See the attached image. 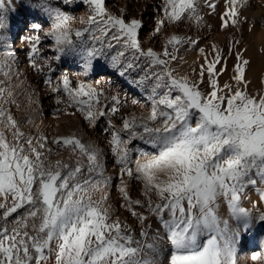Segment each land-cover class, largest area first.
I'll use <instances>...</instances> for the list:
<instances>
[{"label": "snow or ice", "instance_id": "obj_1", "mask_svg": "<svg viewBox=\"0 0 264 264\" xmlns=\"http://www.w3.org/2000/svg\"><path fill=\"white\" fill-rule=\"evenodd\" d=\"M56 2L82 3L89 15L80 20L81 27L74 28L75 18L53 7L52 0H36L31 5L50 18L44 38L51 40L50 50L55 53L42 55L39 34L27 38V59L34 71L43 73L48 68L50 73L51 60L69 56L82 60L87 75L94 60L118 47L110 65L121 77L130 70L144 72L134 83L148 88V114L123 116L119 128L109 121L110 150L121 177L117 186L123 200L120 207L137 220L140 230L137 235L126 220L122 223L109 203L105 189L111 178L103 175V153L94 144L84 143L74 133L49 141L43 134L33 136L21 130L8 107H19L9 84L16 58L5 35L15 8L13 0H0V264H160L161 238L159 233L150 235L149 217L165 230L170 246L167 264H238L241 228L247 231L254 222H264V212L255 202L251 209L241 206L247 186L257 184L253 176L264 183V93L253 95L247 90L250 62L241 51L233 52L240 41L230 40L228 49L236 61L230 77L235 87L221 85L226 60L216 45H212V59L204 56L199 72L194 70L195 78L178 75L170 65L180 58L185 45L196 48L198 39L173 34L166 38L162 51L145 49L138 39L142 20L126 19L124 10L119 15L110 13L106 0ZM246 3L225 0L222 30L247 22L240 14ZM201 7V0H161L158 11L163 15L154 31L159 34L166 22L184 19L199 25ZM203 7L215 12L217 4L203 0ZM32 28L36 31L41 26ZM199 53L204 55V49ZM38 60L45 63L38 64ZM222 62L225 67L218 68ZM44 82L51 86V77L46 76ZM51 90L63 92L67 106L75 107L93 126L100 118L121 111L118 96L110 98L109 107L102 89L84 81L73 84L67 74ZM56 102L65 101L58 96ZM29 103H33L31 97ZM137 141L142 146L137 147ZM50 144L56 146L55 153ZM65 149L70 158L78 157L74 164L50 159ZM125 176L142 185L143 199L131 197ZM95 192L103 194L93 199ZM258 195L264 203V191ZM221 198L237 223L235 230L218 214ZM260 258L252 255L253 260Z\"/></svg>", "mask_w": 264, "mask_h": 264}, {"label": "rangeland", "instance_id": "obj_2", "mask_svg": "<svg viewBox=\"0 0 264 264\" xmlns=\"http://www.w3.org/2000/svg\"><path fill=\"white\" fill-rule=\"evenodd\" d=\"M52 2L53 7H60L66 13L75 18L73 21L74 28L81 27L80 20L82 18L86 19L89 15L87 6L83 5L82 3H74L72 5L65 6L62 3H57L56 0H52ZM252 2L254 5L251 4ZM35 3L36 0H13V7L15 8V11L11 12L9 15V27L6 29L5 35L7 37V42L10 46V49L12 52H14L16 58L15 63L13 64L12 76L9 84L12 90L16 93L15 99L19 104V107H16L15 105H9L8 107L10 108L14 118L20 123L21 130L25 133L27 132V134H31L33 136H39L43 134L48 137L49 141H51L56 136H68L74 133L77 137L81 138L84 143L94 144L103 153V175L105 177L111 178L110 185L105 189V192L109 194V203L115 210L116 215L119 216L121 222L123 223L126 220L135 229L138 235L140 230L139 223L134 217L130 215L128 211L120 207V205L123 203V200L121 199V195L117 190V186L120 184L121 177L119 166L115 164V158L110 150L109 141L111 140V130L109 129V121H111V123L115 125L116 128H119L121 126L123 116L132 114L137 116L147 115L150 110V102L147 99L149 95L148 88L145 86H137V84L134 83V81H139L140 77L144 75V72L141 69L130 70L125 74V77L123 76L121 78L118 70L112 68L110 65L111 56L115 55L116 52L120 50L118 47L111 51L106 50L104 56L98 57L96 60H94L93 67L87 73V75L84 74L82 60L79 57L69 56L62 57L60 61L51 60L50 65L53 71L50 73L48 68H45L43 73L34 71L29 66V61L27 59V51L29 48V41L27 38L39 34L43 39L41 44L42 55L44 57H53L55 55V53L50 50L53 47L51 40L44 38V33L50 29L51 20L47 15L34 10L31 5ZM160 4L161 0H106V7L110 13L119 15L120 10H124L126 19L137 18L142 20L143 27L141 30H139L138 39L142 47L145 49L153 48L157 52L162 51L166 38L173 34L186 38L191 37L192 39H198L199 43L196 48L190 50L185 45L184 48H181L184 50L180 49L179 51L178 55L180 58L170 65L172 68L176 69L178 75L187 74L189 77L195 78L194 70L196 73L197 71L199 72L200 66L195 68L196 64H194V59L199 57L198 59L200 60L204 59V56H207V54L210 55L208 50H212V45H215V43L212 41L208 42L212 38L213 30L207 32V30L198 28L193 21H188V19H185L175 24L166 22V26L159 34H157L154 31L156 27V20L158 17L163 15L162 12L158 11ZM243 7L244 11L246 10L244 15L247 19V22H244L243 24H245L247 28L243 34L245 36H243V44L241 43L238 47L241 49L244 59L248 61L253 59L256 61V58H259L255 62L257 65L255 66L258 69L261 65H263L262 63H264V58L260 56V51L263 49L264 45V41L260 42V40H264V27H262L264 26V0H247V4ZM249 9L251 11H249ZM255 10H258V12H254ZM245 16L243 18H245ZM253 16L254 19L252 18ZM255 17L258 18L256 19ZM34 24H39L41 28L34 31L32 28V25ZM250 27L252 28L251 31H247ZM248 33H251V35ZM257 38L258 40H256ZM254 41L256 48L249 49V47L254 44ZM253 47L254 45L251 46V48ZM200 48L205 49L204 55L199 53ZM245 49L247 53L250 51L253 53V55L255 54V57L253 58V56L248 53V55L252 58H247L248 55H246V51H244ZM252 50H257V52ZM192 51L194 52L192 53ZM185 53L188 55L186 56ZM189 55H192L191 58ZM260 59L263 61L262 63H260ZM189 62L191 63L189 64ZM37 63L44 64L45 61L38 60ZM181 64L184 66H181ZM178 65H180V67ZM248 65V69L246 68V71L248 70L247 72L250 71ZM233 66L231 68L229 67L230 70H227V74L231 72L229 75H227L226 72V75H221L224 77L223 82L220 83L221 85L227 82L232 83L233 87H235L234 81L230 80L231 75H233ZM184 67L187 68L185 69ZM256 67L253 68V70H256ZM263 67L264 66H261L262 69L260 68L256 70L254 74V77L257 78L256 80H258V78L261 76L259 74L260 70L264 71ZM62 74H67L73 81V84L79 81H84L97 89H102L105 95L109 98V107L111 106L110 98L112 96H118L121 101V111L115 116L109 115L100 118L95 123V126L89 124L84 119V116L79 111H77L75 107L67 106L66 97L63 95V92H52V87L58 84ZM46 76L51 77V86L44 82ZM221 76L220 78H222ZM246 78H248V75ZM0 79H3V77L0 76ZM256 80V84L260 83L258 82L260 80L257 82ZM262 81L264 82V79ZM263 82L260 84L262 85ZM148 84L150 85L151 82H148ZM260 84H258V86ZM17 85H19V87H17ZM202 87L206 88V84ZM135 88L139 90H136ZM263 90L264 87L262 91ZM58 96L65 102L57 104L56 100ZM29 97H31V100L33 101L31 104L29 103ZM101 99L103 100V97ZM35 123H39V127L33 128ZM49 146L53 148L55 153L56 146L51 144ZM136 146H142L141 142L137 141ZM50 159L52 161L63 159L68 163L74 164L78 157L72 156L70 158L69 151L65 149L60 150L59 154H53ZM79 159H81L85 164L87 163L86 158L79 157ZM85 175H87L86 169ZM253 178L257 179V184L247 186L246 195L241 200V206L251 209L253 202H255L259 210L264 212V203H260L258 195L259 192L264 191V183H260L259 178L255 175ZM95 179H100V177L97 176ZM124 180L128 182L131 197L133 199H143V196L141 195L143 190L142 185L135 180H129L127 176L124 177ZM102 194V192L93 193V199H99ZM137 210L142 211L141 209ZM226 212L228 215H230L226 202L223 200V198H221L218 203V214L221 219L224 218ZM253 215L255 216L257 213L254 211ZM146 223L151 225L150 235L155 236L157 233H159L161 239L159 241L160 251L158 260L160 264H167V258L170 255V246L167 243L165 230L155 220L154 217H149ZM234 223L236 229L237 223L236 221H234ZM255 223H258L261 228L257 235L258 239L255 238V243L252 244L253 246L250 245L251 239L247 231L243 232V235L237 240L238 264H264V239H261V237L264 238V222ZM203 239H206V237L201 238L202 241ZM253 254H258L261 258L253 260Z\"/></svg>", "mask_w": 264, "mask_h": 264}, {"label": "bare ground", "instance_id": "obj_3", "mask_svg": "<svg viewBox=\"0 0 264 264\" xmlns=\"http://www.w3.org/2000/svg\"><path fill=\"white\" fill-rule=\"evenodd\" d=\"M254 1V0H253ZM215 2H216V4H217V7H216V9H215V12H210V10L208 9V8H206V7H203V0H201V5H202V7H201V15L203 16V21L199 24V25H197L196 24V22H194V24L198 27V28H200V29H204V30H207V32L208 31H211V30H213V35H212V38L208 41V42H214L215 43V45L217 44L218 45V48H220L221 50H222V55L225 57V60H226V69L228 70L229 69V67L231 68L234 64H235V56H234V54L233 55H229V51H228V49H229V42H230V40H239L240 41V44L242 43V41H243V38L245 37L243 34H244V32L246 31V26H245V24H243L244 22H243V20H242V22L238 25V26H236V27H233V26H231V25H229L228 27H226V28H224L223 30L221 29V19H220V17H221V14L224 12V10H225V0H215ZM257 2V1H256ZM259 2H261V1H259ZM247 4V3H246ZM245 4V5H246ZM251 4H253V2L251 3ZM250 4V5H251ZM256 4V3H255ZM262 4V3H261ZM249 5V4H248ZM254 5V4H253ZM238 7H239V5H238ZM260 7H262V6H260ZM260 7H258V8H260ZM256 8V7H255ZM264 8V7H263ZM261 10V9H260ZM246 11V10H245ZM244 11V7H243V9H242V7L240 8V14H241V17L243 18L245 15V12ZM249 11H251L250 9H249ZM258 12V10H255L254 12ZM253 12V11H252ZM246 13H248V12H246ZM260 13V12H259ZM250 14V13H249ZM252 14V13H251ZM256 14V13H255ZM254 14V15H255ZM250 16V15H249ZM245 18H246V16H245ZM253 19H254V16L252 17ZM256 18V17H255ZM258 18V17H257ZM256 18V19H257ZM250 19V18H249ZM252 19V20H253ZM255 19V20H256ZM263 19V18H262ZM262 19H260V20H262ZM185 20V19H184ZM189 21V20H188ZM187 21V22H188ZM258 22V21H257ZM249 23V22H248ZM253 23V22H252ZM191 24V23H190ZM254 24V23H253ZM257 24V23H256ZM255 25V24H254ZM253 25V26H254ZM256 26V25H255ZM254 26V27H255ZM195 27V26H194ZM261 27V26H260ZM262 27H264V26H262ZM194 29V28H193ZM252 29V28H251ZM247 31H249V30H247ZM256 31H257V29H256ZM263 31V30H262ZM195 32H196V29H195ZM198 33V32H197ZM252 33V32H251ZM251 33H248V34H250L251 35ZM199 34V33H198ZM201 34V33H200ZM211 35V34H210ZM258 35V34H257ZM244 36V37H243ZM259 36V35H258ZM208 38H209V36H208ZM261 38V37H260ZM207 40V39H206ZM248 40V39H247ZM256 40H258V38L256 39ZM255 40V41H256ZM255 41H254V44H252V45H254V47L253 48H251V46L249 47V49H254V48H256V46H255ZM263 42L264 40L262 39V40H260V42ZM240 44L239 45H237L236 46V48L235 49H233V52H235V51H241V49H239V47L238 46H240ZM243 44V43H242ZM210 45H211V43H210ZM216 45V46H217ZM259 45V44H258ZM199 46H201V45H199ZM204 46V45H203ZM208 46V45H207ZM202 47V46H201ZM184 48V47H183ZM204 48V47H203ZM212 48V47H211ZM209 49V48H208ZM181 50H184V49H181ZM191 50V49H190ZM205 50V49H204ZM206 51H207V49H206ZM252 51H255V52H257V50H252ZM194 51H192V53H193ZM208 52L210 53V55L209 54H207V57H208V59L209 60H211L212 59V50H208ZM248 53L251 55V56H253V58L255 57L254 55H253V53L252 52H250V51H248ZM248 53H247V51H246V55H248ZM259 53V52H258ZM258 53H257V55H258ZM186 54V53H185ZM185 54H184V56H185ZM197 54V53H196ZM260 56L261 57H263L264 58V45H263V49H261V51H260ZM188 54H186V56H187ZM198 55H200V54H198ZM245 55V56H246ZM190 56V58H191V56L192 55H189ZM249 56V55H248ZM247 56V58H252V57H248ZM194 57V56H193ZM196 57V56H195ZM201 57H203V56H201ZM243 57H244V55H243ZM257 57V56H256ZM260 57V58H261ZM182 58H183V56H182ZM186 58V57H185ZM199 57H197V58H195L194 59V64H196V66H195V68L197 67V66H200L201 64H203L204 63V59H198ZM257 59H259L258 57L256 58V61H257ZM262 59V58H261ZM260 59V60H261ZM190 60V59H189ZM256 61H254L253 59L251 60V61H249L250 63H249V72H247L246 71V77H247V75H248V78H246L247 79V81H249L250 83H249V85H248V91L251 93V94H253V95H257V94H260V93H263L264 92V90L262 91V89H263V87H264V82L262 81L263 79H264V71H262V70H260V72H259V74L261 75L260 76V78H258V80H260V81H258V80H256L257 78H255L254 77V74H255V72H256V70H258V69H260L261 68V66H264V63H262L263 61L261 60L260 61V63H262L263 65H261L260 66V63H259V68L257 69V65L255 64V62ZM176 62V61H175ZM191 62H189V64H190ZM193 64V65H194ZM175 65V64H174ZM188 65V64H187ZM256 65V66H255ZM179 67H180V65H178ZM181 66H184V65H182L181 64ZM188 67V66H187ZM186 67V68H187ZM218 68H220V67H225V64L222 62L220 65H218L217 66ZM256 67V70L254 71L253 70V68H255ZM178 68V67H177ZM185 68V67H184ZM183 68V69H184ZM185 68V69H186ZM184 69V70H185ZM189 69V68H188ZM198 69V68H197ZM199 69H200V67H199ZM247 69H248V67H247ZM262 69V68H261ZM263 69H264V67H263ZM110 70V69H109ZM230 70V69H229ZM182 71V70H181ZM187 71V70H186ZM193 71V70H192ZM117 72V71H116ZM263 72V73H262ZM118 73V72H117ZM185 73V72H184ZM188 73V72H187ZM197 73H198V71H197ZM231 72H229V74H230ZM248 73V74H247ZM183 74V73H182ZM226 74H227V71H226ZM225 73H224V75H226ZM229 74H227V75H229ZM223 75V74H222ZM232 76V75H231ZM125 77V76H124ZM222 77V76H221ZM227 77V76H226ZM258 77V76H257ZM122 78V77H121ZM255 78V79H254ZM223 80H224V77H222V78H220L219 77V81H220V83L221 82H223ZM229 80V79H228ZM255 80H256V82L258 81V82H263L262 83V85L260 84V83H258V84H260L259 86H258V84H256L255 83ZM129 82V81H128ZM227 83V82H226ZM135 87V86H134ZM137 87V86H136ZM255 87H256V89H255ZM143 88V87H142ZM136 90H139V89H137V88H135ZM145 89V88H144ZM261 89V90H260ZM261 91V92H260ZM260 92V93H259ZM150 108V107H149ZM146 109V108H145ZM148 114V113H147ZM39 123H38V127H39ZM29 131V130H28ZM27 133V132H26ZM224 220H228L229 221V225H230V227L232 228V229H234L235 230V223H234V220H232L231 219V216L230 215H228V213L226 212V215L224 216V218H223ZM260 228H261V226H259V224L258 223H255L254 222V224H253V226L251 227V229H249V230H247V232L249 233V236H250V241H251V243H250V245L251 246H253L252 244H254L255 242H254V240H255V238H257L258 239V237H257V235H258V232L260 231ZM243 232H245L243 229H241L240 230V236H242L243 234ZM239 236V237H240ZM248 236V237H249ZM238 237V238H239ZM259 238H260V235H259ZM261 239L263 240L264 238H262L261 237ZM248 241V240H247ZM260 243H261V241H260ZM264 243V242H263ZM264 245V244H263Z\"/></svg>", "mask_w": 264, "mask_h": 264}, {"label": "built area", "instance_id": "obj_4", "mask_svg": "<svg viewBox=\"0 0 264 264\" xmlns=\"http://www.w3.org/2000/svg\"><path fill=\"white\" fill-rule=\"evenodd\" d=\"M37 125H38V123H35V124L33 125V128H36V127H38Z\"/></svg>", "mask_w": 264, "mask_h": 264}]
</instances>
